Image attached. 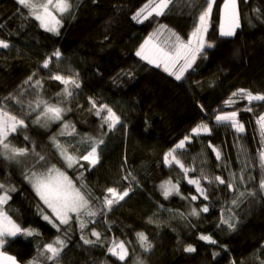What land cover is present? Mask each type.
Returning a JSON list of instances; mask_svg holds the SVG:
<instances>
[{
    "label": "trees",
    "instance_id": "trees-1",
    "mask_svg": "<svg viewBox=\"0 0 264 264\" xmlns=\"http://www.w3.org/2000/svg\"><path fill=\"white\" fill-rule=\"evenodd\" d=\"M146 2L74 0V15H65L59 35H55L44 31L16 0H0V39L10 45L8 49H0V101L10 93L16 94L25 79L36 72L35 78H43L42 95L56 102L63 85L48 79L49 71L62 75L78 73L81 87L74 89L76 95L64 104L71 108L64 119L74 124L81 135L99 137L102 131L107 134L101 146L104 151L100 163L95 168L85 170L87 162L82 161L85 168L67 169V173L76 178L83 172V183L95 197H102L108 187L118 186L123 190L131 182L129 196L108 213L109 223L89 225V229L95 227L107 239L130 242V255L124 264H132L135 256L145 264H260L264 260L261 248L264 245V199L249 197L242 203L237 209L239 223L235 230H229L226 225L218 227L221 212L224 210L227 214L233 196L224 185L213 188L208 201L181 199L175 194L165 199L160 185L166 180L173 183L178 180L183 196L196 195L195 188L183 179L180 169L165 165L163 157L203 121L209 124L212 133L193 138L186 144L181 153L185 164L227 179L229 172H240L243 156L238 159V150L243 146L253 158L248 174L255 180L250 183L258 188L260 135L256 120L264 114V102L249 105L246 100L237 98L238 103L232 107L225 106L224 102L237 89L264 93V0H238L241 27L233 37L220 36L224 0H215L206 35V40L215 46L206 48V58L198 57L179 81L136 56V52L159 24L167 25L187 40L201 8L206 6L205 0H176L167 15L137 23L132 16ZM165 35L168 37L167 32L160 36L161 43ZM56 50L62 54L59 61L52 56ZM48 57L52 62L49 69H43L41 65ZM89 97L98 105L112 107L121 117L122 125L112 131H108L106 125L101 129L100 118L89 111ZM33 98L26 93L25 106ZM8 106L15 114L24 115L19 111L20 105L8 102ZM246 107H252L253 111H244ZM234 109L239 111V119L245 125L244 133L238 134L215 121L220 112ZM35 115V112L28 115L25 120L29 127L11 139L18 147H31L29 141L24 140L26 133L37 145V151L48 152L51 149L49 137L59 131L60 123L43 128L32 124ZM58 138L69 144H76L79 139ZM209 143L221 150L229 163L228 169L216 160ZM78 147L82 153L84 146ZM52 159L55 163L59 158ZM24 171L23 166L0 159V182L17 189L6 206L9 215L22 227L39 233L8 239L4 250L15 256L18 264H29L39 248L57 237L68 240L61 264H120L107 254V244L104 247L84 245L75 221L66 236L67 226L62 225L57 231L43 220L40 210L45 214L48 210L28 185ZM128 172L136 177L138 184L131 178L123 179ZM189 175L196 176L198 172ZM204 204L209 205L208 213L199 218L188 215L192 207ZM150 217L154 223L148 222ZM109 225L111 231L107 230ZM141 231L153 243L150 253H144L136 242V233ZM201 234L211 235L217 243L200 240ZM187 245H192L196 251L185 252ZM41 260L43 264H50L43 257Z\"/></svg>",
    "mask_w": 264,
    "mask_h": 264
},
{
    "label": "snow or ice",
    "instance_id": "snow-or-ice-1",
    "mask_svg": "<svg viewBox=\"0 0 264 264\" xmlns=\"http://www.w3.org/2000/svg\"><path fill=\"white\" fill-rule=\"evenodd\" d=\"M22 7L28 10L31 18L39 22L41 28L46 32H51L59 35V29L62 27V19L65 15H74L73 9L76 6L74 0H16ZM95 2V0H93ZM176 0H147L142 7L139 8L132 16V19L137 23H143L151 17H161L172 11ZM215 0H205V5L196 17L193 30L190 32L187 40L182 38L178 33L169 29L165 24H159L156 31L148 36V38L140 46L136 52V56L147 63L154 65L156 68L163 67V71L179 81L184 78L185 72L192 68L198 57L206 58L205 49L214 47V43L206 40L209 24L212 15V9ZM256 11H259L257 9ZM241 27L240 12L238 9V0H224L222 9V20L220 24V36L233 37L236 35V30ZM168 33L167 39L161 43L159 38ZM9 43L0 39V49H8ZM61 52L56 50L52 56L57 61L61 58ZM52 58L48 57L41 65L43 69H49ZM36 72L29 75L20 90L16 94H9L0 101V159L8 162V164H16L24 167V178L31 185L39 201L48 210L45 214L44 210H40L43 220L47 221L57 231L61 230V226L65 228V235L71 231V225L75 221L80 232V240L84 245L95 247L99 245L104 247L107 244L106 252L108 255L115 257L120 264L128 259L130 249L124 240L119 238L107 239L103 233L96 230L95 227L89 229V225H95L98 222L108 224L107 216L115 206L124 201L132 191L131 182L123 190L118 186L108 187L104 191L102 197L93 196L92 192L83 183V172L79 176L73 178L68 175L67 169L85 168L82 161L87 162L85 170H91L100 163L102 152L101 147L105 144L104 136L106 132L101 133L99 137L90 136L87 134L81 135L77 132L76 127L69 121L64 119L67 112L71 108L65 107L64 104L73 98L76 93L74 89H79L78 73L72 75H62L58 72L49 71L48 79L58 81L63 88L57 93L60 97L56 102H51L45 99L42 95L44 91L43 78H35ZM35 78V79H34ZM28 93L34 98L24 104V96ZM243 99L252 105L253 102H264V93H253L247 89H237L224 102L225 106L232 107L238 103V99ZM8 102L20 105L19 111L24 115H17L10 110ZM91 105L89 111L100 118V127L104 129L107 126L108 131H112L117 125H122L121 117L107 104H97L95 99L89 97ZM203 111V106H201ZM244 111L252 112V107H246ZM35 112L33 123L40 125L43 128H48L50 124L59 122L60 129L57 133L49 137L51 149L48 152L37 151V145L31 141L30 137L25 133L24 140L29 141L31 147L16 146L11 137L18 134L22 130L29 127L26 123L25 115H31ZM215 121L218 125H223L232 128L236 133H244L245 125L239 119V111L233 110L230 112H220L215 116ZM259 127L260 145L257 149V158L260 169V179L258 188L250 182L255 180V177L249 175L250 166L253 163V158L247 153V150L241 146L238 150V159L240 160L241 168L239 174L229 172L226 178L223 175H209L204 168L197 169L191 165H186L181 158L182 151L186 148V144L192 142L193 138L202 135H211L212 129L208 123L201 122L192 128L191 133L164 154L163 162L165 165L178 167L183 173V179L188 184L195 188L196 195L185 197L180 191V182L175 183L171 180L164 181L161 185V192L165 199L171 195H178L181 199H190L196 201L202 198L205 201L210 199L213 188L219 189V186L224 185L228 192L233 193L230 199V207L227 208V214L224 210L221 212L218 227L226 225L229 230H235L239 223L240 205L249 197L264 199V114H260L256 120ZM59 136L79 137L76 144L62 142ZM84 146L83 152L81 148ZM212 152L215 154L217 161L221 166L228 169L229 163L222 156L221 150L208 144ZM54 150V151H53ZM180 150V152H178ZM54 157H58L57 162H53ZM62 162V163H61ZM206 163V161H201ZM59 164V166H58ZM198 172L196 176H190V173ZM136 181V177L128 172L123 177L124 180ZM138 184V181H136ZM243 185V188H241ZM17 189L11 184L0 182V264H18L15 256L9 255L4 246L8 243L9 238H14L18 235L30 237L39 235L32 228L22 227L16 220L9 215L6 206L12 199V193ZM98 202V203H97ZM163 208V206H160ZM167 211H171L168 209ZM209 212V205L204 204L201 207H192L188 213L189 216L199 218L201 214ZM184 217V213H179ZM58 222V223H57ZM149 223H154L153 219L149 218ZM108 231H111L109 225ZM94 237L95 239H92ZM137 244L144 253H150L153 250V243L144 232H137ZM199 239L209 244H216L217 241L211 235L201 234ZM68 247V240L57 237L51 243L44 244L42 248L37 250V256L34 257L29 264H43L41 257L50 264H61L62 253ZM264 249V245L261 246ZM134 254L135 250H131ZM185 252L193 253L196 248L192 245H187L184 248ZM132 264H145L138 256H135ZM235 264V262H233ZM264 264V260L260 261Z\"/></svg>",
    "mask_w": 264,
    "mask_h": 264
},
{
    "label": "rangeland",
    "instance_id": "rangeland-1",
    "mask_svg": "<svg viewBox=\"0 0 264 264\" xmlns=\"http://www.w3.org/2000/svg\"><path fill=\"white\" fill-rule=\"evenodd\" d=\"M223 9V8H222ZM61 28V27H60ZM43 29V28H42ZM44 30V29H43ZM60 30V29H59ZM166 35L164 36V41L166 40ZM160 42H161V40H160ZM146 61V60H145ZM147 62V61H146ZM159 69H161V70H163V67H161V68H159ZM165 72V71H164ZM167 73V72H166ZM186 73V72H185ZM28 115H25V118H28L27 117ZM56 123H58V122H56ZM32 124H33V122H32ZM52 124H54V123H52ZM52 124H50V126L52 125ZM257 127H258V125H257ZM258 131H259V127H258ZM24 168V167H23ZM25 170V169H24ZM28 183V182H27ZM28 185L31 187V185L28 183ZM31 189H32V187H31ZM32 191H33V189H32ZM34 192V191H33ZM35 193V192H34ZM47 222V221H46ZM48 223V222H47ZM58 223V222H57ZM51 225V224H50ZM19 236V235H18Z\"/></svg>",
    "mask_w": 264,
    "mask_h": 264
},
{
    "label": "crops",
    "instance_id": "crops-1",
    "mask_svg": "<svg viewBox=\"0 0 264 264\" xmlns=\"http://www.w3.org/2000/svg\"><path fill=\"white\" fill-rule=\"evenodd\" d=\"M222 20V19H221ZM221 24V23H220Z\"/></svg>",
    "mask_w": 264,
    "mask_h": 264
}]
</instances>
